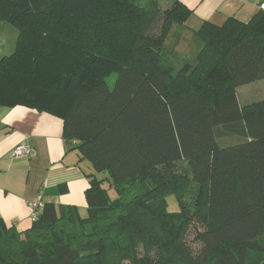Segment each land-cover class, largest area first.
I'll list each match as a JSON object with an SVG mask.
<instances>
[{
	"label": "trees",
	"instance_id": "1",
	"mask_svg": "<svg viewBox=\"0 0 264 264\" xmlns=\"http://www.w3.org/2000/svg\"><path fill=\"white\" fill-rule=\"evenodd\" d=\"M190 14L180 0H0L18 30L0 106L58 116L107 173L89 175L84 217L45 202L23 231L0 219V264H264V98L235 94L264 80V10L203 21L188 57L175 48Z\"/></svg>",
	"mask_w": 264,
	"mask_h": 264
},
{
	"label": "crops",
	"instance_id": "2",
	"mask_svg": "<svg viewBox=\"0 0 264 264\" xmlns=\"http://www.w3.org/2000/svg\"><path fill=\"white\" fill-rule=\"evenodd\" d=\"M180 1L191 11L184 23L185 32L191 35L203 21L220 24L233 17L247 22L263 0ZM172 2L169 0L167 5ZM181 40L175 50L194 56L196 44L188 49L186 41ZM235 94L239 105L261 99L264 80L238 86ZM18 144L32 147L33 155L11 157L9 151ZM99 173L63 139L61 118L22 105L0 106V219L6 226L13 225L19 231L27 229L32 222L30 203L37 199L42 204L52 202L56 206L74 205L80 211L86 210L84 191L89 175L99 179ZM109 194L115 196L112 190Z\"/></svg>",
	"mask_w": 264,
	"mask_h": 264
},
{
	"label": "rangeland",
	"instance_id": "3",
	"mask_svg": "<svg viewBox=\"0 0 264 264\" xmlns=\"http://www.w3.org/2000/svg\"><path fill=\"white\" fill-rule=\"evenodd\" d=\"M131 1L145 8H151L154 2H156V4H158L159 7L162 9H165L169 6L167 5V2L169 0H131ZM17 35H18V30L14 25H12L6 20L0 19V57L4 55H9L14 51L16 40H17ZM185 36L186 37H184V41H186V46H188L187 48L189 49V45H191L193 49L195 43H198V42L194 38L192 39L191 35L188 33H186ZM187 56L190 57V54H188ZM115 76H116L115 74H112L106 79V82L109 88L112 87ZM245 87H249V86H245ZM254 100H257V99H254ZM179 166H181V168L184 169L186 168V163L185 162L179 163ZM179 166L178 168L180 169ZM104 176H107V173L105 171H102L101 173L98 174L99 178H103ZM105 184H107V182H105ZM108 190H112L113 193L115 194L113 189H110L108 187ZM165 203H166V208L168 211L177 212L179 210L177 198L173 193L165 196ZM78 212L82 217L86 216V213H87L86 210H82V211L78 210ZM186 241L188 242L190 247L194 249V251L197 250L198 244L194 240V229L193 228L189 231Z\"/></svg>",
	"mask_w": 264,
	"mask_h": 264
},
{
	"label": "built area",
	"instance_id": "4",
	"mask_svg": "<svg viewBox=\"0 0 264 264\" xmlns=\"http://www.w3.org/2000/svg\"><path fill=\"white\" fill-rule=\"evenodd\" d=\"M259 9L264 10V0L259 2ZM9 154L11 157H30L33 155V148L26 144H18L9 151ZM42 205L43 204L39 199L30 203L32 220L37 216L38 210L42 207Z\"/></svg>",
	"mask_w": 264,
	"mask_h": 264
}]
</instances>
